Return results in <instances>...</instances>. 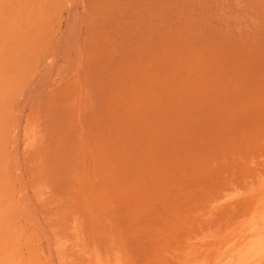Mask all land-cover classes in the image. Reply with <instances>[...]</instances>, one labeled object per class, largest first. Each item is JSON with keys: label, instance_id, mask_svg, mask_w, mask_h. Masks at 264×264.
Segmentation results:
<instances>
[{"label": "rangeland", "instance_id": "obj_1", "mask_svg": "<svg viewBox=\"0 0 264 264\" xmlns=\"http://www.w3.org/2000/svg\"><path fill=\"white\" fill-rule=\"evenodd\" d=\"M263 206L264 0H0V264H217Z\"/></svg>", "mask_w": 264, "mask_h": 264}, {"label": "bare ground", "instance_id": "obj_2", "mask_svg": "<svg viewBox=\"0 0 264 264\" xmlns=\"http://www.w3.org/2000/svg\"><path fill=\"white\" fill-rule=\"evenodd\" d=\"M260 214V213H259ZM256 215V214H255ZM260 216V222L256 223L254 226L251 227V229H247L246 232H242V236H240L239 239H242L238 245H233L230 246L228 250L224 251V254L222 255V257L218 260L217 264H233V261L235 260V255L236 253H240L239 255H248L250 253L251 250H249L251 247L253 248L255 245L256 247L259 248L260 252L264 250V239L261 238V235H263L264 233V206L261 212ZM254 233H256L257 239L253 242V240H251V243L248 242V238L244 239V237H247L248 235H254ZM248 243H249V249H248ZM255 247V248H256ZM188 258V257H187ZM96 263L97 264H121L118 261H113L111 258H104L101 255H96ZM191 264V263H190ZM235 264V263H234ZM257 264V262H256Z\"/></svg>", "mask_w": 264, "mask_h": 264}]
</instances>
